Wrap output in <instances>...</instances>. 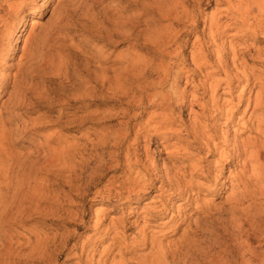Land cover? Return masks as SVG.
<instances>
[{"label":"rangeland","instance_id":"374dc122","mask_svg":"<svg viewBox=\"0 0 264 264\" xmlns=\"http://www.w3.org/2000/svg\"><path fill=\"white\" fill-rule=\"evenodd\" d=\"M238 2L243 3L217 0L207 5L208 0H202L199 6L186 7L184 0H7L5 8L13 7L7 12L6 27L1 26L0 68L21 65L19 73L15 67L0 70L9 83L16 78L14 89L8 86V94H0V125L6 126H1L6 141L0 144V252L3 247L10 249V264H42L31 255L38 239L58 240L75 233L79 238L63 244V255L52 251L55 255L47 262L76 264L74 246L80 251L84 244L87 250L98 246L96 262L100 251L116 242L129 248L140 245L143 219L147 220V242L124 257L126 264H139L143 257L147 264H264V181L259 184L253 179L243 188L234 181L237 173L244 175L240 167L224 164L216 188L197 195L196 186L205 182L200 176L192 180L194 201L187 204L182 197H168L171 190L161 194L159 183L155 190L131 187L139 169H125L121 158L117 170L113 162L117 146H122V153L143 146L138 154L149 150V161L156 163L152 179L171 169V162L163 159L166 153H161V128L141 130L133 143L146 119L137 117L142 110L134 100L140 93L148 98L168 90L152 85L160 75L157 68L169 60L167 53L183 52L189 64V52L198 45L196 36L206 51L211 46L209 52L228 53L232 45L243 49V40L235 37L237 30H225L212 46L204 24L220 15L223 25L232 22L223 15ZM173 6V16L179 18L163 19L162 13ZM182 11L198 16L197 33ZM176 33L178 44L172 41ZM259 35L260 43L251 36L243 39L264 50ZM211 60L215 61L214 56ZM243 61L264 73V62L258 58ZM140 72L151 75L144 80L136 77ZM195 80L206 81L203 75ZM31 84L37 85V92ZM21 90L24 108L16 109L12 101ZM221 94L222 90L216 93V99H226ZM147 98L144 113L160 120L161 107H150ZM193 113L199 109L193 108ZM209 123L206 120L203 126ZM231 127L221 134H233L241 125ZM193 155V160L216 161L204 158L205 154ZM141 157L148 164L144 154ZM177 160L180 163L183 158ZM204 209L205 213L198 212ZM83 211L85 217L80 218ZM121 219L127 227L115 229ZM120 255L115 250L110 259L118 261Z\"/></svg>","mask_w":264,"mask_h":264},{"label":"bare ground","instance_id":"6f19581e","mask_svg":"<svg viewBox=\"0 0 264 264\" xmlns=\"http://www.w3.org/2000/svg\"><path fill=\"white\" fill-rule=\"evenodd\" d=\"M213 1L217 0H208L207 5H211ZM6 2L7 0H0V35L3 34L1 26L6 25L7 12L13 7L12 5H8L6 9ZM242 2L243 3L238 2L234 8L229 6L228 9L225 10L226 15L223 16H229L232 22H225L224 24L226 25H223L220 19L222 15H220L204 24L207 30L206 39L212 46H216L218 38L226 34L225 30H237L235 37L237 40H243V49H238L232 45L227 49L228 53L220 54L219 51L213 52V50L209 52L208 49L211 46L206 51V49H204V43H201L199 36H196L194 38V44L197 43L198 45L195 51L190 50L189 52V64L185 63L183 52H178L173 56L167 53L169 60L166 58V61H161L159 68H157L159 72L157 73L160 75L158 76V81L152 82V85H161V88L168 87V90L164 92L161 90L160 94L149 95L148 98H146L150 102V107H161V119L158 120V118L152 115L146 116V113H144L146 111V98L142 93L139 94L138 98H135L136 100L134 101L137 103V107L142 110L141 114H138L137 117H142L143 119L146 117V119H144L143 123H140L143 127H141V125L138 126L133 143H137L141 130H146L150 127H153V129L161 128V133L164 135L163 138L161 137V153H166L167 156L163 159L171 162L172 167L170 170L163 173L161 178L156 177V179H152L151 172L156 170V163L149 161V150L142 151L140 155L138 152L143 146H132L122 153V146H117L119 152L118 154L116 153V158L113 161L116 164L115 169H121V165L119 164V159L121 158L125 162V169H139V171H136L137 175L134 177L135 179H133L130 184L131 187H139L140 190L145 189V191L155 190V184L159 183L157 189L161 191V194H165L171 190V193L167 195L168 197H172V199H176L177 196L178 198L182 197L185 203L188 204L194 201L190 192L196 183L192 180L200 176L205 182L204 184H200L202 188L195 185L197 187V195L203 193V189L207 192L212 187L216 188L220 185L219 177H221L222 166L224 164L229 166L235 164V168L240 167L241 173L244 175H237V173L234 181L243 188L249 186L248 183L250 180L254 179L257 181L256 183L259 184L261 183L260 181H264V73H259V70L255 69V67L249 68L243 61L245 59L247 60L248 57H255L261 62H264V60H262V58H264V50L253 44H246V40L243 39L244 36H251L253 41L260 43L259 34L262 35L260 38L264 39V0H242ZM184 3L186 7H189L191 4L195 5L196 3L199 6L202 0H184ZM38 8L35 7L34 10H38ZM166 8L164 10H166ZM174 8L175 6L171 9L167 8V11L163 10L164 12L161 17L163 19L169 18L170 20L178 19L179 16L177 14L173 16ZM181 13L186 20L191 19L190 22L194 28L193 33H197V28L194 26L198 22V16H195L194 11H191V13L182 11ZM159 14L161 15L160 12ZM178 36L179 33H176L175 37L172 39L176 44H178ZM15 43H17V39ZM179 48L183 51V48H185L184 44L180 45ZM218 49H224V47L219 46ZM1 53L0 58H3V54ZM228 55H230V57ZM211 56H214L215 61L211 60ZM18 64L16 66H13L11 63L8 65L6 64L7 67H1L0 70H11L15 67L16 73H19L21 71V65ZM44 66H47V64H44ZM150 75V72H145V74L140 72L136 77L141 76L142 78L144 77L145 80ZM199 75H203L206 81H196L195 78ZM12 78H14V80L16 79L15 76ZM209 78L215 79H210L209 81ZM7 79L8 78L0 74V94L4 91L8 94V86L14 89L16 85L14 80L9 83ZM95 83H97V80H95ZM32 85L33 84H31V86ZM182 85H184V87H182ZM37 90L38 89H36V92ZM220 90H222V94L220 95L222 96L221 98L226 97V99H216V93ZM23 98L24 92L21 90L20 95L18 94L15 101H12L13 103L15 102L14 105L17 107L16 109L23 106L25 102ZM13 103L10 104L13 105ZM193 108H198L199 113H193ZM186 117H188V119H185ZM206 120H210L207 127L203 126ZM238 124L241 125V127L234 130L233 134H221L222 129H227L232 125L235 126ZM1 126L5 125H0V144L6 141L4 137L5 132ZM24 127L22 129H24ZM128 134L129 133L124 135L125 139L128 137ZM246 134L248 137L245 136ZM193 153L198 155L205 154L204 158H216V161H209L210 159L208 161L203 159L202 162L200 160H193L191 158L192 156L194 157ZM143 154L148 164L143 163L141 157ZM179 157L183 158L180 163L177 160ZM161 161L165 162L162 159ZM246 172H250L251 175L248 177L245 176ZM186 178L188 180H186ZM231 181H233V178ZM221 184L224 183L221 182ZM261 184L264 185V182ZM262 185H260V187H262ZM172 193L176 195H172ZM260 193L261 191L259 194ZM247 194H249V192ZM108 196L110 197V194H108ZM117 196L118 192H115V196L113 197L116 199ZM240 197L243 198L241 195ZM110 199L113 200L112 198ZM94 200L95 199H93V201ZM205 210L206 209L199 210L198 212L205 213ZM134 213L137 212L133 211V214ZM154 216L157 217V214ZM84 217L85 214L83 211L80 218ZM152 217L153 216H149L148 220H151ZM143 220L144 224L139 230V238H141L142 243H146L149 234L145 233V224H147V220ZM118 225L125 228L128 224L121 219L120 222L114 224V228L117 229ZM79 236L80 235L75 233L66 234L65 237H60L58 240L55 238L51 240L44 238L46 239L45 241L38 239L34 247L32 246L31 255H35L36 259L44 264L55 255L52 251L59 250L57 253L58 256L63 255L66 250L63 248V244L69 243L72 239L79 238ZM142 243L136 247H132V245V248L130 247L131 249L128 246H123L124 244H119V242L113 245L111 244L100 251L99 258L96 262L94 258L95 254H98V246H94L90 250H87L88 245L84 244L80 248V251L77 249V246H74V250L76 251L74 256L78 260L76 264H92L93 262L94 264H126L124 257L133 254L136 249L144 246ZM3 248L5 249L0 252V264H10V249H7L8 247ZM115 250L121 253L118 261H115V258L110 259V256ZM48 262L46 264H49ZM139 264H147L146 259L143 257Z\"/></svg>","mask_w":264,"mask_h":264}]
</instances>
